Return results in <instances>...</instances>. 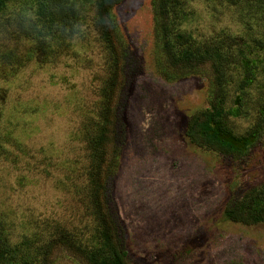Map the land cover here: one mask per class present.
Wrapping results in <instances>:
<instances>
[{"label":"trees","instance_id":"16d2710c","mask_svg":"<svg viewBox=\"0 0 264 264\" xmlns=\"http://www.w3.org/2000/svg\"><path fill=\"white\" fill-rule=\"evenodd\" d=\"M123 2L0 0V187L7 188L5 176L14 177L13 186L49 185L59 196L20 215L0 195V264H51L58 249L85 264H129L109 184L122 153L115 102L134 60L115 13ZM153 9L164 78L207 67L212 73L209 108L188 124V142L225 158H248L264 141V0H153ZM69 63L95 79L93 97L79 98L75 146L66 156L43 147L25 159L9 87L31 67ZM109 149H115L111 159ZM223 217L264 225V185L228 203Z\"/></svg>","mask_w":264,"mask_h":264},{"label":"rangeland","instance_id":"374dc122","mask_svg":"<svg viewBox=\"0 0 264 264\" xmlns=\"http://www.w3.org/2000/svg\"><path fill=\"white\" fill-rule=\"evenodd\" d=\"M115 13L134 59L115 102L122 153L109 183L128 263L264 264V225L246 227L223 217L228 203L264 185V141L243 161L193 147L185 132L209 108L210 68L177 80L164 78L153 0H124ZM94 86V77L72 63L31 67L17 78L9 87V107L25 159L43 147L69 154L79 125V98L93 97ZM115 149L108 150L110 159ZM12 178L5 176L7 188L1 186L0 195L20 215L33 206L43 210L59 197L52 186L16 187ZM51 259V264H85L65 249L54 251Z\"/></svg>","mask_w":264,"mask_h":264}]
</instances>
